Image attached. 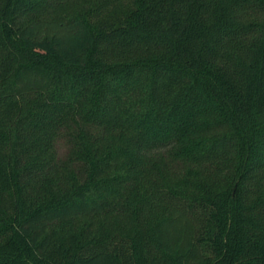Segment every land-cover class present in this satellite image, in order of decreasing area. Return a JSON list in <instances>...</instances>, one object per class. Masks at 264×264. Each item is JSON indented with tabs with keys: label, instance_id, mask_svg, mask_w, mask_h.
<instances>
[{
	"label": "trees",
	"instance_id": "trees-1",
	"mask_svg": "<svg viewBox=\"0 0 264 264\" xmlns=\"http://www.w3.org/2000/svg\"><path fill=\"white\" fill-rule=\"evenodd\" d=\"M0 264H264V0H0Z\"/></svg>",
	"mask_w": 264,
	"mask_h": 264
},
{
	"label": "rangeland",
	"instance_id": "rangeland-1",
	"mask_svg": "<svg viewBox=\"0 0 264 264\" xmlns=\"http://www.w3.org/2000/svg\"><path fill=\"white\" fill-rule=\"evenodd\" d=\"M57 148H58L59 154L62 155L65 150L64 143L62 141H59L57 144Z\"/></svg>",
	"mask_w": 264,
	"mask_h": 264
}]
</instances>
